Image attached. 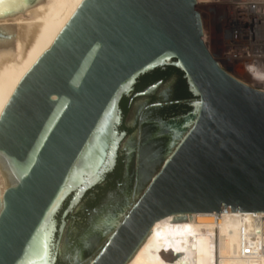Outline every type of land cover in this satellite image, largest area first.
Masks as SVG:
<instances>
[{"label":"water","instance_id":"1","mask_svg":"<svg viewBox=\"0 0 264 264\" xmlns=\"http://www.w3.org/2000/svg\"><path fill=\"white\" fill-rule=\"evenodd\" d=\"M197 5L0 0V264H128L167 216L264 213V92L220 67ZM166 68L196 99L185 133L133 203L95 216L103 237L73 261L68 241L88 224L68 216L114 171L120 103Z\"/></svg>","mask_w":264,"mask_h":264},{"label":"flooded vegetation","instance_id":"2","mask_svg":"<svg viewBox=\"0 0 264 264\" xmlns=\"http://www.w3.org/2000/svg\"><path fill=\"white\" fill-rule=\"evenodd\" d=\"M192 101L183 74L174 68L157 69L140 77L132 93L122 99V120L118 131L124 138L114 168L119 162L123 164L122 181L117 182L115 190H108L97 205L89 207V198L94 200L96 188L103 186L98 185L86 194L81 212L75 217L68 216L76 222L84 216V224H88L80 229L75 239L73 236L68 241L73 261L80 256H89L103 237L94 231L95 216L113 200H120L124 194L127 199L139 191L143 182L164 161L173 143L179 140L176 137L185 133L181 127L185 123L183 118L191 111Z\"/></svg>","mask_w":264,"mask_h":264},{"label":"bare ground","instance_id":"3","mask_svg":"<svg viewBox=\"0 0 264 264\" xmlns=\"http://www.w3.org/2000/svg\"><path fill=\"white\" fill-rule=\"evenodd\" d=\"M246 77L264 92L262 71ZM185 216L188 223L170 224L174 215L156 222L128 264H264V213L176 215Z\"/></svg>","mask_w":264,"mask_h":264},{"label":"built area","instance_id":"4","mask_svg":"<svg viewBox=\"0 0 264 264\" xmlns=\"http://www.w3.org/2000/svg\"><path fill=\"white\" fill-rule=\"evenodd\" d=\"M202 1L226 3L229 7L223 24L226 50L221 58L215 59L220 67L226 72L230 70L232 77L236 76L237 69L243 70L246 76L258 71L264 73V0Z\"/></svg>","mask_w":264,"mask_h":264},{"label":"rangeland","instance_id":"5","mask_svg":"<svg viewBox=\"0 0 264 264\" xmlns=\"http://www.w3.org/2000/svg\"><path fill=\"white\" fill-rule=\"evenodd\" d=\"M194 12L199 13L201 19H203L202 23L204 29L205 44L209 49L210 53L212 54V56L214 57V59L218 60L223 56L226 50L225 48L226 38L223 29V24H224V17H226L229 13V7L226 3L215 4L212 2H201L194 9ZM227 72L230 74L232 73L228 69ZM235 75L236 76L234 75L233 76L236 79L250 86V83L246 79L247 77L243 70L237 69V73ZM193 100L196 99L194 98ZM134 197L135 194L132 195L131 203L134 202ZM103 243L100 245V247L103 245ZM98 249L87 259L93 257L97 253ZM163 258L169 262L174 261V258L171 255L163 256Z\"/></svg>","mask_w":264,"mask_h":264},{"label":"trees","instance_id":"6","mask_svg":"<svg viewBox=\"0 0 264 264\" xmlns=\"http://www.w3.org/2000/svg\"><path fill=\"white\" fill-rule=\"evenodd\" d=\"M122 175H123V164L119 162L113 173L107 175L104 185L98 186L96 188L97 193L95 194V199L92 200V198L90 197L88 200V206L94 207L104 198L108 190H115L117 182L122 181ZM81 217H82V222L84 223V216Z\"/></svg>","mask_w":264,"mask_h":264}]
</instances>
